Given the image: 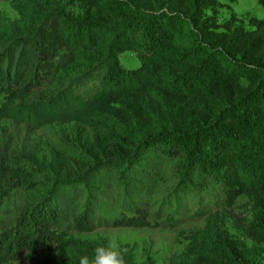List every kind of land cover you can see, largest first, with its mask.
Returning a JSON list of instances; mask_svg holds the SVG:
<instances>
[{"label":"trees","instance_id":"obj_1","mask_svg":"<svg viewBox=\"0 0 264 264\" xmlns=\"http://www.w3.org/2000/svg\"><path fill=\"white\" fill-rule=\"evenodd\" d=\"M66 1L81 13L54 0H15L20 18H0L4 111L20 121L45 113L67 124L69 157L56 161L75 176L58 181L62 190L33 201L0 233V264L23 255L30 264H78L94 247L60 238L58 207L76 201L91 178L123 167L132 179L154 176V164L173 158L182 175L163 196L166 207L185 210L187 196L199 210L205 205L195 171L224 196L236 186L245 201L236 215H212L169 264H247L223 221L264 245V18H250L249 28L234 26L235 16L221 25L215 0ZM122 51L144 65L138 80L114 75ZM46 169L1 153L0 191L42 188ZM112 187L123 201L130 196L126 185ZM80 214L88 217V209ZM122 225L147 224L130 217Z\"/></svg>","mask_w":264,"mask_h":264},{"label":"rangeland","instance_id":"obj_2","mask_svg":"<svg viewBox=\"0 0 264 264\" xmlns=\"http://www.w3.org/2000/svg\"><path fill=\"white\" fill-rule=\"evenodd\" d=\"M14 1L0 0V18L9 21L20 18L13 8ZM54 1L63 5L66 11L75 15L81 13L77 5H71L69 1ZM215 2L216 18L221 25L235 16L234 26L249 28L250 18H264V7L259 5L258 0ZM57 54L60 56L63 52L58 51ZM143 70L144 65L136 53L122 51L118 54L113 72L120 80L135 81L140 78ZM6 96L0 90V154L45 164L47 173L40 176L43 187L33 192L17 189L0 191V233L14 226L20 213L29 209L33 201L43 200L53 190H62L58 181L75 177L69 174L72 170L63 171L56 161H64L69 157L71 146L66 145L67 124L55 121L54 117L45 113L35 115L36 119L33 118V121H20L17 117L9 116L3 107L8 100ZM213 167L217 172L218 169ZM151 169L154 176L144 175L132 179L121 174L125 170L123 167L114 175L91 178L83 186V191L75 193L76 201L58 207L63 210L56 225L60 238L85 247H95L97 243H112L127 249L126 257L132 264H169L173 255L180 254L191 246V234L204 229L212 215L217 214L223 218L228 213L236 215L240 210L239 206L245 201L243 195L237 196L236 186H228L224 196V192L213 181L195 171L192 180L205 205L199 210L197 199L194 200V206L189 202L191 196H187L182 197L188 200L185 210L178 211L172 205L166 207L167 201L162 198L179 181L182 175L181 162L178 158L162 160ZM114 182L126 185L130 191V196L124 201L122 194H117V190L112 187ZM87 209L88 217L82 218L85 214L80 213ZM130 217L140 218L147 225H122L123 220ZM223 229L240 249L247 264H264V245L253 244L228 218L223 221ZM23 256L14 257L4 264H30Z\"/></svg>","mask_w":264,"mask_h":264},{"label":"clouds","instance_id":"obj_3","mask_svg":"<svg viewBox=\"0 0 264 264\" xmlns=\"http://www.w3.org/2000/svg\"><path fill=\"white\" fill-rule=\"evenodd\" d=\"M126 254L127 249L112 243H97L91 255L85 254L79 257L78 264H127Z\"/></svg>","mask_w":264,"mask_h":264}]
</instances>
